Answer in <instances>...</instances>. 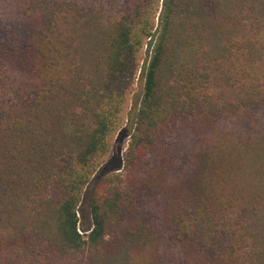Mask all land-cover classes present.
<instances>
[{
    "label": "trees",
    "instance_id": "16d2710c",
    "mask_svg": "<svg viewBox=\"0 0 264 264\" xmlns=\"http://www.w3.org/2000/svg\"><path fill=\"white\" fill-rule=\"evenodd\" d=\"M0 264H264V0H0Z\"/></svg>",
    "mask_w": 264,
    "mask_h": 264
},
{
    "label": "rangeland",
    "instance_id": "374dc122",
    "mask_svg": "<svg viewBox=\"0 0 264 264\" xmlns=\"http://www.w3.org/2000/svg\"><path fill=\"white\" fill-rule=\"evenodd\" d=\"M148 57V47L144 46L143 50H141L140 53V65H139V70L138 73L136 75V78L132 84V86L130 87V89L128 90V94L126 96V102L123 108V111L120 115V118L118 120V123L116 125V129L113 132V135L111 136V145L115 144L120 132L127 126L128 124V113L129 110L131 109L133 102L137 99V97L141 98L142 95L144 94V81L142 78V72H143V68H144V62L146 60V58ZM226 129L229 130V128H233L232 127V121H229L228 123L226 122L224 125ZM223 127V126H222ZM130 142V138H128L125 141V145H124V150L120 155L121 158V163H122V169H124L126 161H125V154L126 151L128 149V145ZM116 155L115 153H111L109 156H107V158L105 159V163L108 162L109 160H111L112 158H115ZM117 172V171H115ZM120 172V171H118ZM89 198L85 197L83 199V205L80 209L81 212H84V214L87 215L88 211H89ZM82 220H84V218L82 217ZM177 252L179 251L178 249H176Z\"/></svg>",
    "mask_w": 264,
    "mask_h": 264
}]
</instances>
